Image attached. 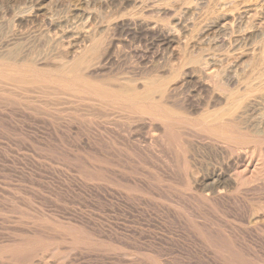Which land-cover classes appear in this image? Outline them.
<instances>
[{
	"label": "rangeland",
	"instance_id": "obj_1",
	"mask_svg": "<svg viewBox=\"0 0 264 264\" xmlns=\"http://www.w3.org/2000/svg\"><path fill=\"white\" fill-rule=\"evenodd\" d=\"M136 1L137 0H70V1L69 0H0V45H1L0 54L1 52H3L1 54L2 57L0 55V58H2L0 60V62H2V64H0L1 65L0 80L6 82L11 78L10 76H13L14 74L17 76V77L14 76L16 78H19V74H20L21 76L20 78L22 80H23L22 77H24V80L30 77L28 79L30 82L27 83L20 82L21 83L20 87L21 88L23 87V89L18 87L19 83L13 85L12 88L8 85L6 86L5 84H3V86L5 85L4 87L0 85V89L2 88L5 90L6 87L7 89L8 87L11 88L9 90H5L7 91L5 93L4 90H2L3 92L0 93V264H228V263L256 264L257 261H260L257 262V264H264V219H263L264 218V181H263L264 167H262L264 166V164L262 165V163H264L263 162L264 151H262L264 150V146H263L264 140L262 141L260 140V137L264 139V131H262L263 133L262 132L260 133L262 135L255 133L256 127L259 125L261 126V127L259 126L260 129L264 130V125L263 124L261 125V123H264V116H263L264 100L262 98L264 95V89L254 90L252 89V87L251 89L249 88L250 86H254L255 84L257 85V83L260 82V80L258 79L264 78L263 75L264 62L260 60V57H256L257 55L258 56L261 55V57L264 56V48H263L264 30L262 31L264 23H261L264 17V0H167L168 2L166 0H165L166 2L164 0H149V1L138 0L137 2ZM140 1L141 3L143 2L145 3L141 4L139 3ZM171 4H173V6ZM154 5L156 7L163 8L165 13H163L164 11H161L162 9L154 7ZM170 6H172L173 8ZM188 6H190V8ZM149 7L156 9H150ZM144 8H146V11ZM246 8L247 9L252 8L251 10L252 11L254 10L253 12L251 11V14H248L249 17L253 16L250 19L247 15L245 16L244 10H246ZM255 10L256 13L254 14ZM124 11L126 14L124 13ZM224 11L226 13H224ZM227 12H230L231 14ZM114 13H116V16ZM121 13L122 15H120ZM131 14H134V16L136 15V17L134 16L131 17ZM85 15H89L88 18ZM223 15L225 16L228 15V17L229 18L231 17L232 19L233 18L235 19V17H237L235 20L234 19L232 20L231 18L227 19L230 20V22L233 21V23L232 22L230 23L228 21L231 24L232 29L230 28L231 32L229 31L228 34L226 35L222 34L219 29V25L226 20L224 19V17L222 18ZM256 16L258 19L256 18ZM83 17H85L87 20ZM130 17L134 20L129 19ZM157 17H160L162 20ZM82 18L83 21L86 22L85 26L91 24L88 25L90 28L86 27L87 29L83 28L82 30V28L79 27V25L83 22ZM140 19H142V21L147 19V22H145L146 20L142 22ZM127 20L130 22L127 23L128 22ZM245 20H247L248 23L245 22ZM63 21L66 23L62 24ZM122 21H125L126 23L125 22L121 23ZM254 21L256 23H254ZM234 23L235 25H233ZM260 23L262 24V26L261 29L260 27L258 29V25ZM120 24L122 25L123 28L121 27ZM142 24L145 25L142 26ZM149 24L153 25V27H151ZM156 25H158V27ZM189 25H191V27ZM249 25L250 26L255 25V26L251 28ZM69 26H71L70 27L71 30H74L75 36L70 37V39L72 40L71 46L67 44L65 46L63 45L64 38L62 39V30L63 29L65 30V27L68 28ZM115 26L116 28H114ZM208 26L210 28H207ZM143 27L144 29L142 30ZM150 27L153 28L154 30L152 29L147 31L146 29ZM164 27H167V30ZM169 27L173 28V30L171 28L169 29ZM234 27H235V31H234ZM76 28H78V30ZM186 28L187 30H185ZM103 29L104 32L102 33ZM168 29L170 31H173L172 35L170 34L172 32H170ZM247 29L249 33H246ZM256 29L260 30V32L263 34H260V32L257 31ZM58 30H60V32ZM79 30L82 31V33L79 32ZM92 30L93 31L95 30V32L91 33ZM56 32L59 33L57 34ZM159 32L160 33L165 32V33L160 34ZM179 34L182 35L180 36ZM80 35L81 36L84 35L83 38H81ZM85 35L89 37H87L86 39ZM220 35H223V37ZM245 35L246 38H244ZM94 36L97 37L95 38ZM98 36L100 38H98ZM236 36L238 37V39L236 38ZM249 36H251V38L253 39L255 37L256 38L255 40L262 41L263 44L262 42H261L262 45L258 44L260 42L257 43L255 40H251V38L249 39ZM57 37H61L60 40L62 41V43ZM91 37L95 39L98 38V41L102 40V42H100L101 46L94 51L95 53L93 52L91 53L94 56V57L92 56V59H94V61L91 59L92 63L94 62L93 65L99 61L98 66L97 65H95V67L93 66L91 70L89 69L84 70V72H86L87 74H91L90 75L92 77L91 80H95L92 82L98 84V82L100 81L102 82L103 80V84L105 83L104 86L106 85V83H108L107 85H109L110 88L109 86L106 85L105 87L107 88L105 89L104 87L105 90H107L108 88L111 89L113 85H119L120 81L121 84H125L127 82L131 86L136 87L138 85L139 90L140 89L143 90L145 88L144 82H146V80L154 78L155 80L158 81L160 79L161 81L157 83L160 84L162 83L163 85L166 86L167 89H169L170 87L169 91H173V93L171 94H174L173 95L174 97H171L170 99L167 100L168 102L167 105L171 106L174 103L173 104L174 106L173 105L172 106L175 108V110L181 108L182 111H185L184 107H187L188 109L186 108V110H188V112L187 111L185 112H187V114L189 113L188 116L191 121L193 120V122L201 121L200 122L201 124L208 123L203 121L202 119L200 120L199 118V114L202 115L203 113H205V111L219 112V110L220 111L222 110L220 114L221 115H223V113L225 114L227 103L224 99L229 92L235 89L234 87L237 88L236 90L233 91L234 93H237V95L235 94L237 97H242L239 96V93L240 95L245 94L244 96H246L247 98L257 97L256 99L258 100L259 97L258 101H260L261 103L259 102L257 104L258 107L255 106L256 108L251 109L248 112V114L244 118H242L243 124L240 123L239 124L240 126L238 128V129H242L240 131L241 133L243 132L242 135L243 137H241L243 141L259 139L258 144L262 146L258 145V148L260 147L258 157L254 158L255 159L254 160L253 156L251 155L249 156V154H247L248 157L246 158L245 156L243 157V159L245 158L244 160L246 162L245 163L243 160L240 161L238 157H235L236 155L238 156V154L236 153L231 154L227 144H223L218 141L216 142V140L213 137L211 138L210 135L204 132L196 133L193 130H191L190 132L186 130L188 134L182 133L179 130L180 124L177 123L178 124L177 125L176 123H173V125L171 126L170 122H167L166 119L165 120L163 119L164 115L163 116L159 115L160 116L159 118H153L151 116L149 118V116H147L146 114L141 115V113L138 112H134L137 114H133V112H131L128 108H125L124 106L122 107L121 106L122 103L119 102L118 100L115 103L109 102L111 106L108 105L109 108L108 107L106 108L107 105L106 104L104 105L101 102V100H99L100 98H97L98 96H95L96 95L95 93L93 94L92 92H89L88 89L84 88L83 90L86 92H83L82 89L79 90V89L71 88V86H69V88L72 89L71 91L68 90L67 81L62 82L59 80H55V83L57 82L55 85L53 79L54 78L56 79V75L53 74L54 72L53 73L50 72H52L51 70H54L56 66L59 64L57 62H59L61 58L70 60L71 57L69 58L68 53L72 50H76L79 44L81 45H79L78 47L82 46L83 43H86L87 41H89L88 44H90ZM105 37H107V39ZM177 37L178 39H180L179 37L182 38L178 40ZM183 37L186 39V41ZM49 38L50 39L52 38L53 40L52 39L49 40ZM56 38L60 41L58 44L54 43L56 41L58 42ZM79 38L81 39V41ZM161 38L163 40H161ZM232 38H234L235 40ZM239 38L241 40H239ZM44 39H46L47 42L44 41ZM82 39H85V41ZM168 40H170L169 41L170 43H168ZM174 40H177V42ZM207 40L210 42H208ZM104 41H106L105 44H103ZM76 42H81V43L77 44ZM250 42L251 43L254 42V43L251 44ZM60 43L62 44L61 47H60ZM73 43L75 46H72ZM247 43L251 44L252 47H249L251 45H248ZM53 44L56 46H54ZM175 44L178 45L176 46ZM220 44L223 47L220 46ZM179 45L181 46V48ZM3 46L5 48H3ZM127 46H129L128 47L129 49L127 48ZM260 46H263L262 49ZM112 47H115L116 49L115 48L112 49ZM177 47L178 49L180 48L181 51L178 50ZM56 48L59 50H56ZM206 48L208 51H206ZM54 49L57 52L56 53L57 56L56 54H54L55 52ZM250 49H252L253 52ZM258 49H261L260 52L258 51ZM61 50L63 52L65 51L68 56L65 55L64 52L61 57L59 54L61 53ZM111 50L113 51L115 50V51L113 52ZM248 50H250L253 54ZM200 51L201 53L199 54ZM241 51L242 53L243 52L244 53L242 54ZM246 51H248V53ZM255 51L261 54H257ZM261 51H263V53ZM4 52L6 53L4 54ZM13 52L16 53V54L14 53L15 56ZM100 52H102L103 55ZM112 52L117 54L116 59L112 58L113 56L115 57V55L112 54ZM164 52L166 53V55ZM194 52L196 54H194ZM7 53H9L10 55H8ZM185 53L189 54L188 58H187V54L185 55ZM250 53L252 55H255L252 56V60H250L251 59ZM95 54L98 55L100 58L101 56L102 58H104L102 64H100L102 58L100 60L99 57L98 56L96 57ZM107 54L109 56L113 55L111 57L112 60L107 61L105 59V57H108ZM182 54L183 57H181ZM244 54L246 56L248 54V56L246 57ZM104 55L106 56L104 57ZM159 55H161L162 57ZM207 55L208 58H206ZM11 56L12 58L11 60H9ZM55 56L57 57V59H59L58 56H60L61 58L59 60L57 59L54 60L53 58ZM178 56L180 57L178 58ZM5 58L8 59L7 61L9 62H7ZM20 58L22 61L20 60ZM32 58L33 60L30 61V59ZM172 58L175 60H173ZM185 58L187 59L185 60ZM196 58L201 59L200 61L203 62L205 58L208 59L207 60L208 62L205 61L207 62V64H204L205 67L204 69L208 71H205L204 69L200 70L198 67H196L197 63H194V60ZM247 58L251 62L245 60ZM51 59H53L56 63L52 62L53 60L49 61ZM113 59H115L116 62H114ZM17 60L19 62L21 61L20 65ZM36 60L37 61L39 60L38 62L40 61L41 62L38 63ZM211 60L212 61L214 60L217 64L215 62H213L214 63L213 64ZM241 60H243L244 62ZM256 60L258 62H256ZM10 61H12L11 64L13 63V61L18 62L17 70L20 71L21 73L12 72L14 70L12 69L11 66L9 67ZM132 61H134L136 65ZM162 61L164 62V64L162 63ZM3 62L4 63L7 62V63L4 64ZM32 62L33 63L37 62V63L33 64ZM129 62L131 63V65ZM259 62L262 64H260ZM244 63L245 64L248 63V65L251 66L248 65L244 66ZM251 63L255 64L256 66H258L259 64L260 65L257 68L255 67V65L253 66ZM39 64H41V66ZM165 64L169 65V66L167 65L168 68L166 67ZM186 64L188 66L185 67ZM224 64L225 67L227 66V68L224 67ZM240 64L244 67L246 66L247 67L245 69L244 67H242L241 69ZM34 65H38V67L40 66L39 67L40 70L37 66H35L36 67L35 68ZM170 65L171 66L173 65L172 66L173 69H171ZM205 65H207L208 68ZM222 65L223 68L225 69H222ZM137 66L139 67L140 70L137 69L138 68ZM176 66L177 68H175ZM180 66H182L183 68ZM211 67L212 68L216 67L215 69L216 72L212 70ZM251 67H253V69ZM254 67L256 68L255 73H254V69H255ZM34 68L36 69L37 72H35ZM141 68L144 69L146 73H144ZM145 68L147 71L145 70ZM27 69H29V72L31 73H29ZM168 69L169 70L171 69V71L174 70L173 73L168 72ZM226 69L228 70L231 69V70L229 72ZM246 69L252 75H250V73L245 71ZM48 70L50 71L47 72ZM187 70L189 73L186 72ZM222 70L223 73H221ZM2 71L4 73H1ZM224 71L226 72L227 76L224 74ZM231 71L233 74L231 73ZM259 71H261V74ZM161 72H163L164 74H162ZM211 72L213 74L215 72L216 73L215 76L216 77L218 76V78H215ZM241 72H243L242 75L243 74L246 75L245 74L246 72L249 74L246 75L248 76L247 78L246 76L243 75L246 78V80H244V77L240 75ZM10 73L12 74L14 73V74L12 75ZM195 73L197 74V76ZM208 73H210V75L212 76L208 75ZM236 73L237 74L239 73L240 76L239 75L237 76ZM25 74L28 77H26ZM33 74L34 76H32ZM93 74L94 76L99 75V77L102 79H100L97 76L94 77ZM259 74L263 75V77L260 78ZM40 75L42 77H40ZM47 75L49 77L46 78L45 76ZM160 75L162 78L158 77ZM232 75L235 76L236 79L234 82H229L230 77ZM257 75H259L258 78ZM182 76H185V80L187 79L189 80V81L187 80L189 85L187 81L185 82ZM253 76H255L254 78H256L255 82L253 81L252 78ZM93 77L95 79H93ZM157 77L159 79H157ZM210 77L211 79L215 80L217 83L219 80L223 78L220 82L221 85H218L219 83L217 84L215 81L213 83L211 79L207 81V78ZM219 77H221V79ZM108 78H110L109 81ZM139 78H141L140 80L142 79H146V80L145 81L142 80L143 83L141 81L136 82L137 80H139ZM192 78L193 79L199 78L196 79L199 80L198 82H196L197 84L195 82H193L192 84V81H195V79L193 80ZM241 78H243L244 81L240 80ZM249 79L253 81L252 83L254 84L251 85V82L248 83L250 81ZM104 80H106V82ZM224 80L225 82L228 80V82L225 83L226 85L227 83L229 84L227 85L228 87L230 86L229 88L227 87L228 89L224 84ZM240 81H242L241 85H240ZM134 82L136 83L134 84ZM43 83L46 85H44ZM177 83L178 86H176ZM242 83L243 85L248 84V86L250 84V86L249 87L247 85H246L247 87L243 86ZM111 84L113 85L111 86ZM140 84L141 85L144 84L142 85L143 87ZM199 84L202 86H200ZM16 85L18 88L16 87ZM41 85H44L45 87L44 86L41 87ZM194 85L196 87H193ZM217 85L220 91L217 90L218 88L215 90L218 92L214 90V88L217 87ZM222 85L225 86L223 87ZM25 86H27L28 88ZM204 86H206L208 89H205L206 87ZM34 87H36L38 92H36L37 90ZM210 87H212V89ZM231 87H233L234 89ZM241 87L242 88L245 87L247 89L245 88L242 89ZM196 88H198V91H196ZM224 88L226 90V93L228 92L227 94L224 93L225 91ZM202 89L206 92L210 90L208 94L206 93L207 96L205 98L204 96L206 94ZM24 91L29 92V95L31 96H29L28 93L27 92L25 93ZM63 92H65L66 94ZM175 92H177V94H175ZM193 92H195V94ZM90 93L92 96L90 95ZM200 93L201 95H199ZM247 93L248 94L252 93V95H248ZM17 94L19 95V97ZM58 94L61 95L59 96ZM196 94H198L200 98ZM213 94L220 99V101L218 99L219 102L217 101V99L215 101L216 97L214 98ZM217 94L218 95L222 94V95L218 96ZM74 96L76 97L74 98ZM83 96H86L91 100L86 101L87 98ZM182 96H184L185 98ZM52 97L55 99V101L53 100ZM57 97L58 99H56ZM62 97L64 99H61ZM80 97L81 98L83 97L82 101ZM95 97L97 100L96 99L93 100V98ZM194 97L197 99H195ZM176 98H179V101L180 99L182 101L179 102L177 101L178 99ZM203 98L206 100H204ZM211 98H214L213 99L214 101ZM199 99L202 100V102ZM56 100L58 102L59 101L63 102L64 100H67L68 102L65 101L66 103L65 102L58 103ZM223 100L225 102H222ZM95 101L96 103L99 104H96ZM187 101H189L190 104ZM214 103L215 104L219 103L221 106L217 104L218 106L217 107ZM94 104H96V106H94ZM187 104L188 106H185ZM100 105L103 106L100 108ZM144 105H145L144 110L149 113L158 112L159 114H161V112L164 111V109L160 107L155 108L156 106H152L149 104H144ZM146 105L147 106L149 105L150 108H152L153 110L148 108L149 106L147 107ZM212 106H214L213 107L214 109L212 108ZM117 107L118 108L121 107L119 108L121 109V111ZM95 108H97V110ZM195 109H197V112ZM191 110H195V111H191ZM253 110H255L256 113H258V110L259 111L262 110V111L259 112L258 115L255 114L257 116L254 118L255 111ZM130 112L133 115H131ZM193 112H195L194 114H196L195 115L196 117L194 116V114H192ZM251 114L253 115V119L251 117L252 116ZM134 115H137L138 117L141 115L142 120L140 118L138 119L137 116ZM134 117H136L135 119L137 121H135ZM165 117L167 118V116ZM224 117L228 118V116L226 115H224ZM259 118H261V121ZM246 121H247V125H246ZM253 123L255 125L256 124L258 125L255 126ZM244 124L247 127L250 125L248 129H244L247 128ZM208 125L209 123L204 126H208ZM225 125L228 126L224 128ZM151 126L153 127L151 128ZM233 126L234 125L227 123L219 124V126H217L218 127L217 130L223 134L229 133L228 135H234L235 134L234 130H237L236 135L240 134L239 133L240 131ZM229 127L231 128V131ZM251 127L252 128L254 127L252 131H251L252 129ZM164 128L166 132L164 131ZM159 130L161 131V133ZM163 133L165 135L161 136V134ZM197 134H199L202 137V139L201 138L199 139V136ZM246 134L247 135L249 134L248 136L250 137H247ZM251 134H253L254 136ZM186 135L188 136L189 139L191 138L193 140L191 139L189 140L186 137ZM194 137L197 140L196 139L194 140ZM237 138L240 139L239 135ZM180 139L182 140V142L180 141ZM184 140L185 141L189 140V141L185 142L186 144H184ZM216 143L218 144L216 145ZM211 145H213L214 147H212ZM217 147L219 148L217 149ZM221 152L222 153L225 152L226 154L229 152V154H227L228 157L226 156L225 153L222 154ZM232 155L234 159H232L233 157L231 158L229 157ZM179 156L182 158H180ZM249 157L253 161H250ZM223 158L225 162L223 161ZM236 158L238 159L236 160ZM228 159H229V163L227 162ZM238 161H240L242 165L241 163H238ZM208 163L210 165H213L214 163V165L210 166ZM203 164H205V166ZM232 166L234 167L232 168ZM223 168L224 171H221L223 170ZM232 170L235 172H233ZM239 170H241L242 173ZM246 171L248 172L251 171V172L247 173ZM194 172L198 175H196ZM228 172L231 175H229ZM245 172L247 173V176ZM193 173L196 176H194ZM238 174H239V178H238ZM249 174L251 177L248 176ZM193 176L194 178L198 176V178H195L194 180ZM199 176L201 178H199ZM227 176H229L230 178ZM234 176H237V180L239 179V181H241L240 184L238 183L239 181L234 182L235 181L234 179L236 178V177L234 178ZM243 176L248 177V179L250 177L249 179L250 181L247 180L246 177L244 178ZM253 177H255L256 179H254ZM261 177L262 180L260 181ZM231 179H233L232 184L230 183V181H232ZM223 180L225 182L226 180H228L230 184L227 182L224 184ZM200 182H203V185ZM242 182L243 183L247 182V183L243 185ZM199 183L201 185H199ZM245 185H247L248 187ZM219 187L221 188V190ZM207 188L210 189L209 192ZM223 188H225L224 190L226 191V193L223 190ZM215 189L217 190V192H214ZM81 231L84 232L85 235L81 233ZM74 232L75 234H73ZM79 234L80 236L78 237ZM48 243L49 245L47 246ZM44 252L46 254H44ZM52 252L55 253L53 256H51ZM26 254H29L30 256ZM17 257L19 259H17ZM44 259L45 261L46 260L47 261L46 262L43 261ZM253 260H255V262Z\"/></svg>",
	"mask_w": 264,
	"mask_h": 264
},
{
	"label": "bare ground",
	"instance_id": "obj_2",
	"mask_svg": "<svg viewBox=\"0 0 264 264\" xmlns=\"http://www.w3.org/2000/svg\"><path fill=\"white\" fill-rule=\"evenodd\" d=\"M69 1H70V0H69ZM137 1H138V0H137ZM137 1H136V2H137ZM148 1H149V0H148ZM164 1H165V0H164ZM166 1H167V0H166ZM166 1H165V2H166ZM67 2H68V1H67ZM142 2H143V1H142ZM151 2H152V1H151ZM154 2H156V1H154ZM167 2H168V1H167ZM173 2H174V1H173ZM139 3H141V1H140ZM144 3H145V2H143V3H141V4H144ZM146 3H147V2H146ZM157 3H158V2H157ZM161 3H164V2H161ZM169 3H170V2H169ZM149 4H150V3H149ZM149 4H148V5H149ZM173 4H174V3H173ZM173 4H171V5L173 6ZM135 5H136V4H135ZM163 5H164V4H163ZM189 5H190V4H189ZM251 5H252V4H251ZM144 6H146V5H144ZM166 6H167V5H166ZM172 6H170V7H172ZM249 6H250V5H249ZM254 6H255V5H254ZM142 7H143V6H142ZM142 7H141V8H142ZM152 7H153V6H152ZM152 7H149V8H150V9L160 8V7H156L155 5H154V7H156V8H152ZM188 7L190 8V6H188ZM226 7H228V6H226ZM141 8H140V9H141ZM146 8H147V7H146ZM146 8H144L145 11H146ZM149 8H148V9H149ZM172 8H173V7H172ZM20 9H21V8H20ZM148 9H147V10H148ZM160 9H162L161 11H164L163 8H160ZM169 9H170V8H169ZM184 9H185V8H184ZM222 9H223V8H222ZM228 9H229V8H228ZM251 9H252V8H250V9H249V8H248V9L246 8V10L243 9V10L245 11V16H246V15L248 16V14H251V11H252ZM255 9H256V7H255ZM257 9H258V7H257ZM88 10H89V9H88ZM130 10H131V9H130ZM142 10H143V9H142ZM166 10H167V9H166ZM175 10H176V9H175ZM225 10H226V9H225ZM231 10H232V9H231ZM92 11H93V9H92ZM92 11H91V12H92ZM96 11H97V10H96ZM126 11H127V10H126ZM152 11H153V10H152ZM155 11H156V10H155ZM157 11H158V9H157ZM159 11H160V10H159ZM187 11H188V10H187ZM240 11H242V10H240ZM253 11H254V10H253ZM253 11H252V12H253ZM258 11H259V10H258ZM22 12H23V11H22ZM85 12H86V11H85ZM85 12H84V13H85ZM97 12H98V11H97ZM97 12H96V13H97ZM120 12H121V11H120ZM130 12H131V11H130ZM140 12H141V10H140ZM169 12H170V11H169ZM175 12H176V11H175ZM220 12H221V11H220ZM222 12H223V11H222ZM260 12H261V11H260ZM89 13H90V12H89ZM110 13H111V12H110ZM124 13H125V11H124ZM127 13H128V12H127ZM143 13H144V11H143ZM143 13H142V14H143ZM150 13H151V12H150ZM160 13H161V12H160ZM163 13H165V11H164ZM183 13H184V12H183ZM224 13H226V12L224 11ZM227 13H230V12H227ZM232 13H233V12H232ZM255 13H256V10H255L254 14H255ZM258 13H259V12H258ZM20 14H21V13H20ZM114 14H115V16H116V13H114ZM125 14H126V13H125ZM136 14H137V13H136ZM175 14H176V13H175ZM181 14H182V13H181ZM184 14H185V13H184ZM186 14H187V13H186ZM188 14H189V13H188ZM230 14H231V13H230ZM233 14H234V13H233ZM239 14H240V13H239ZM242 14H243V13H242ZM260 14H261V13H260ZM260 14H259V15H260ZM81 15H82V13H81ZM95 15H96V14H95ZM120 15H122V13H121ZM143 15H144V14H143ZM163 15H164V14H163ZM168 15H169V14H168ZM220 15H221V14H220ZM220 15H219V16H220ZM228 15H229V14H228ZM228 15H227V16L223 15L222 18L224 17V19H226V20H227V19H230L231 17L229 18ZM252 15H253V14H252ZM261 15H262V14H261ZM78 16H79V15H78ZM83 16H84V14H83ZM85 16H87V18H88L89 15H85ZM113 16H114V15H113ZM132 16H134V14H131V17H132ZM148 16H149V15H148ZM159 16H160V15H159ZM161 16H162V15H161ZM182 16H183V15H182ZM217 16H218V15H217ZM230 16H231V15H230ZM236 16H237V15H236ZM243 16H244V15H243ZM257 16H258V15H257ZM257 16H256V18H257ZM96 17H97V16H96ZM111 17H112V16H111ZM131 17H130L129 19H132ZM134 17H136V15H135ZM149 17H150V16H149ZM155 17H156V15H155ZM162 17H163V16H162ZM164 17H165V16H164ZM168 17H169V16H168ZM226 17H227V18H226ZM233 17H235V16H233ZM240 17H241V16H240ZM248 17H249V16H248ZM252 17H253V16H252ZM252 17L250 16L249 19L252 18ZM258 17H259V16H258ZM24 18H25V16H24ZM78 18H79V17H78ZM83 18H85V17H83ZM83 18H82V21H83ZM99 18H100V17H99ZM157 18L161 19L160 17H157ZM157 18H156V19H157ZM186 18H187V17H186ZM236 18H237V17H235V19H236ZM85 19H86V18H85ZM85 19H84V20H85ZM96 19H97V18H96ZM110 19H111V18H110ZM129 19H128V20H129ZM164 19H165V18H164ZM220 19H221V18H220ZM220 19H219V20H220ZM231 19H232V18H231ZM233 19H234V18H233ZM233 19H232V20H233ZM235 19H234V20H235ZM246 19H247V18H246ZM257 19H258V18H257ZM259 19H260V18H259ZM80 20H81V19H80ZM86 20H87V19H86ZM99 20H100V19H99ZM128 20H127V21H128ZM132 20H134V19H132ZM132 20H131V21H132ZM136 20H137V19H136ZM140 20L142 21V19H140ZM145 20H146V21H145ZM145 20H143V21L147 22V19H145ZM157 20H158V19H157ZM161 20H162V19H161ZM182 20H183V19H182ZM186 20H187V19H186ZM217 20H218V19H217ZM226 20H225L223 23H221V24H220L221 21L219 22V24H220V25H219V29H220L221 33L224 34V35L228 34V32L230 31V28H231V24H230V23H231V22L233 23V21L230 22V20H227V21H226ZM238 20H240V19H238ZM247 20H248V19H247ZM247 20H245V22H247ZM262 20L264 21V17H263ZM92 21H93V19H92ZM125 21H126V20H125ZM125 21H122L121 23H124ZM143 21H142V22H143ZM159 21H160V20H159ZM214 21H215V20H214ZM222 21H223V20H222ZM228 21H229L230 23H229ZM255 21H256V20H255ZM255 21H254V23H256ZM263 21H262L261 23H264ZM78 22H79V21H78ZM101 22H102V20H101ZM129 22H130V21H128L127 23H129ZM134 22H135V21H134ZM138 22H140V21H138ZM145 22H144V23H145ZM149 22H150V21H149ZM211 22H212V21H211ZM241 22H242V21H241ZM55 23H56V21H55ZM63 23H66V22L63 21L62 24H63ZM68 23H69V22H68ZM73 23H74V22H73ZM92 23H93V22H92ZM104 23H105V22H104ZM125 23H126V22H125ZM132 23H133V22H132ZM153 23H154V22H153ZM171 23H172V22H171ZM171 23H170V24H171ZM183 23H185V22H183ZM237 23H238V22H237ZM239 23H240V22H239ZM243 23H244V21H243ZM247 23H248V22H247ZM247 23H246V24H247ZM258 23H259V22H258ZM261 23H260V24H261ZM52 24H53V23H52ZM58 24H59V23H58ZM78 24H79V23H78ZM85 24H86V22L83 21V22L79 25V27H81L82 30H83V28L87 29L86 27L90 28L88 25H91V24H88L87 26H85ZM130 24H131V23H130ZM138 24H139V23H138ZM145 24H146V23H145ZM145 24H142V26L145 25ZM165 24H166V23H165ZM176 24H177V22H176ZM214 24H215V23H214ZM252 24H253V22H252ZM260 24H259V25H260ZM66 25H67V24H66ZM66 25H65V26H66ZM68 25H69V24H68ZM70 25H71V24H70ZM72 25H73V24H72ZM74 25H75V24H74ZM93 25H94V24H93ZM120 25H121V24H120ZM128 25H129V24H128ZM133 25H134V24H133ZM147 25H148V24H147ZM149 25H150V24H149ZM174 25H175V23H174ZM208 25H209V24H208ZM210 25H211V23H210ZM233 25H235V23H234ZM247 25H248V24H247ZM247 25H246V27H247ZM255 25H256V24H255ZM255 25H252V26L249 25V26L252 28V27L255 26ZM257 25H258V24H257ZM259 25H258V29H259V27H260V29H261L262 24H261L260 26H259ZM61 26H62V25H61ZM104 26H105V25H104ZM107 26H108V25H107ZM116 26H117V25H116ZM116 26H115L114 28H116ZM140 26H141V24H140ZM150 26L153 27V25H150ZM154 26H155V25H154ZM156 26L158 27V25H156ZM161 26H162V25H161ZM168 26H169V25H168ZM171 26H172V25H171ZM179 26H180V25H179ZM189 26L191 27V25H189ZM195 26H196V24H195ZM213 26H214V25H213ZM239 26H240V25H239ZM249 26H248V27H249ZM70 27H71V26H69L68 28L65 27V30H64V29L62 30V39L64 38V39H63V40H64V41H63V42H64L63 45H65V46H66V44L71 46V43H72L71 41H72V40L70 39V37L75 36V34H74V30H71ZM73 27H74V26H73ZM75 27H76V26H75ZM77 27H78V26H77ZM79 27H78V28H79ZM99 27H100V25H99ZM121 27H122V25H121ZM125 27H126V26H125ZM127 27H129V26H127ZM135 27H136V26H135ZM151 27L148 28V29H146V30H147V31H148V30H152L153 28H151ZM174 27H175V26H174ZM177 27H178V26H177ZM55 28H56V27H55ZM78 28H76V29L78 30ZM91 28H92V27H91ZM105 28H106V27H105ZM109 28H110V27H109ZM122 28H123V27H122ZM145 28H146V26H145ZM155 28H156V27H155ZM164 28L167 30V27H164ZM164 28H163V29H164ZM170 28H171V27H169V29H170ZM178 28H179V27H178ZM192 28H193V27H192ZM207 28H210V27L208 26ZM211 28H212V27H211ZM240 28H241V27H240ZM242 28H243V26H242ZM263 28H264V24H263ZM263 28H262V31L264 30ZM67 29H70V30H67ZM95 29H96V28H95ZM97 29H98V28H97ZM127 29H128V28H127ZM143 29H144V27L142 28V30H143ZM156 29H157V28H156ZM165 29H164V30H165ZM169 29H168V30H169ZM171 29L173 30V28H171ZM176 29H177V28H176ZM231 29H232V28H231ZM248 29H250V28H248ZM248 29H247V32H246V33H249V32H248ZM89 30H90V29H89ZM105 30H106V29H105ZM108 30H110V29H108ZM140 30H141V29H140ZM140 30H139V31H140ZM153 30H154V29H153ZM160 30H162V29H160ZM178 30H179V29H178ZM182 30H183V29H182ZM185 30H187V28H186ZM194 30H195V28H194ZM204 30H205V29H204ZM216 30H218V29H216ZM216 30H215V31H216ZM242 30H243V29H242ZM256 30H257V29H256ZM51 31H52V30H51ZM58 31L60 32V30H58ZM75 31H76V30H75ZM85 31H87V30H85ZM92 31H93V30H92ZM92 31H91V33H94V32H95V30H94L93 32H92ZM158 31H159V29H158ZM169 31H170V30H169ZM169 31H168V32H169ZM207 31H208V30H207ZM207 31H206V32H207ZM234 31H235V27H234ZM252 31H253V30H252ZM257 31L260 32V30H257ZM54 32H55V31H54ZM59 32H58V33H59ZM79 32L82 33V31H80V30H79ZM83 32H84V31H83ZM97 32H98V31H97ZM99 32H100V31H99ZM103 32H104V29H103L102 33H103ZM106 32H107V31H106ZM106 32H105V33H106ZM120 32H121V30H120ZM142 32H143V31H142ZM153 32H154V31H153ZM170 32H172V33H170V34L172 35V34H173V31H170ZM182 32H183V31H182ZM192 32H193V31H192ZM203 32H204V31H203ZM210 32H211V31H210ZM230 32H231V31H230ZM232 32H233V30H232ZM56 33H57V32H56ZM58 33H57V34H58ZM81 33H80V34H81ZM102 33H101V34H102ZM118 33H119V32H118ZM149 33H150V32H149ZM159 33H160V32H159ZM161 33L164 34L165 32H161ZM161 33H160V34H161ZM187 33H188V32H187ZM215 33H216V32H215ZM236 33H237V32H236ZM238 33H239V32H238ZM243 33H244V32H243ZM54 34H55V33H54ZM78 34H79V33H78ZM83 34H84V33H83ZM89 34H90V32H89ZM89 34H87V35H89ZM99 34H100V33H99ZM112 34H113V33H112ZM138 34H140V33H138ZM151 34H152V32H151ZM167 34H168V33H167ZM183 34H184V33H183ZM205 34H206V33H205ZM217 34H218V33H217ZM229 34H230V33H229ZM260 34H263V33L260 32ZM91 35H92V34H91ZM93 35H94V34H93ZM97 35H98V33H97ZM107 35H108V34H107ZM165 35H166V34H165ZM168 35H169V34H168ZM168 35H167V36H168ZM179 35L181 36L182 34H179ZM188 35H189V34H188ZM203 35H204V34H203ZM242 35H243V34H242ZM246 35H247V34H246ZM246 35H245V37H244V36H243V37L246 38ZM253 35H254V34H253ZM263 35H264V34H263ZM49 36H50V35H49ZM53 36H54V35H53ZM77 36H78V35H77ZM83 36H84V35H83ZM83 36L80 35L81 38H83ZM105 36H106V34H105ZM110 36H111V35H110ZM158 36H159V35H158ZM162 36H164V35H162ZM173 36H174V35H173ZM177 36H178V35H177ZM186 36H187V35H186ZM196 36H197V35H196ZM220 36L223 37V35H220ZM47 37H48V36H47ZM51 37H52V36H51ZM85 37H86V39H87V37H89V36H86V35H85ZM94 37H95V36H94ZM96 37H97V36H96ZM96 37H95V38H96ZM111 37H112V36H111ZM131 37H132V36H131ZM153 37H154V36H153ZM160 37H161V36H160ZM201 37H202V36H201ZM206 37H207V36H206ZM206 37H205V38H206ZM222 37H221V38H222ZM253 37H254V36H253ZM257 37H258V36H257ZM263 37H264V36H263ZM53 38H54V37H53ZM57 38H59V40L61 39V37H57ZM57 38H56V40H58ZM65 38H66V39H65ZM95 38H92V37H91L90 44H88L89 41H87L86 43H83V45L80 46V47H78V46L81 45V44H79L78 46L76 45L78 49L76 48V50H72V51H70V52H69L70 54L68 53L69 58L71 57L70 60H69V59H65V58H61L62 55H63V53L65 52V51L63 52L62 50H61V53H59L61 57L58 56L59 59L61 58V60L57 59V57H56V56H57V54H56V53H57L56 50H59L60 47L62 46V44H61L62 41L60 40V41H61V43H60V47H59V49H57V48H56V50L54 49V51H55L54 54H56V56L53 58L54 60H55V59L59 60V62H57V63H59V64L56 66V68H55L54 70H51L52 72H50V73H53V72H54L53 74L56 75V79H55V78L53 79L55 85H56V83H57V82L55 83V80H59V81H62V82H66V81H67V84H68V86H67V87H68V90H71V91H72L71 88H75V89H79V90H81V89L83 90L84 88H85V89H88L89 92H92L93 94L95 93V94H96L95 96H98L97 98H100L99 100H101V102H102L104 105H105V104L107 105L106 108L108 107V105H110L109 102L115 103V102L118 100L119 102L122 103V105H121L122 107L124 106L125 108H128L131 112H133V114H137V113H134V112H138V113H141V115L146 114L147 116H149V118H150V116L153 117V118H159V117H160L159 115H162V116L164 115V116H163V119H164V120L166 119L167 122H170V123H171V126L173 125V123H176V124L178 123V124H180V125H179V128H180V129H179V128H178V129H179L182 133H187L186 130H188V132H190L191 130H193V131L196 132V133H197V132H200V133H201V132H204V133H207L208 135H210L211 138L213 137V138L216 140V142L218 141V142H220V143L227 144V145H228V149L230 150L231 154H233V153L238 154V156L236 155L235 157H238V158L240 159V161H242V160L244 161L245 158L248 157L247 154H249V156H250V155L253 156V159L256 158V157H258V155H259V148H260V147L258 148V145H260V144H258V140H259V139H258V140L256 139V140H250V141H243V140L241 139V137H243V136H242V135H243V132L241 133V131H240V130H242V129H238V128H239V126H240L239 124L242 123V121H243L242 118H244V117L248 114V112H249L251 109L256 108L255 106H257V104L260 102V101H258V100H259V97H258V100L256 99L257 97H256V98H255V97H251V98L249 97V98H247L246 96H244L245 94H241V95H240V93H239V96H242V97H237V96H236L237 93H234V92H233L234 90L237 89V88L234 87V86H233V87H234L235 89H234L233 87H231V88H233L234 90L231 91V92H229V93L227 92L228 94L226 93L225 88H224L225 91L222 89V90L224 91V93L227 94V95L225 94L226 96H225V99H224V100L226 101V103H227V104H226V105H227V108L225 109V114H224V113H223V115L220 114V112H221L222 110H221V111L219 110V112H213V111H212V112H206V111H205V113H203L202 115H200V114L198 113V114H199V118H200V120L202 119L203 121L209 123V125H208L209 127H208V126H204V125H206V124H208V123H205V124L203 123V124H204V125H203V124L200 123L201 121H200V122H197V121L193 122V120H192V121L190 120V118H189V116H188L189 113L187 114L188 110H186L187 107H184L185 111H187V112H185V111H182L181 108H180L181 110H180V109L175 110V108L173 107V106H174V105H173L174 103L172 104L173 106L171 105L172 107L167 105V103H168L167 100L170 99L171 97H174V96H173L174 94H171V93H173V91H169L170 87H169V89H167L166 86L163 85L162 83H161V84H160V83H157V82L161 81V80L158 78V77H161V75L157 77V79H159L158 81L155 80L154 78H151V79H149V80L142 79V80H144V81L146 80V82H144V84H145V88H144V89L142 88L143 90H141V89L139 90L138 85L136 86V87H138V88H136L135 86H131V85L128 84L127 82H126L125 84H121V81L119 82V83H120L119 85H113V84H111V86L113 85V86L111 87V89H109L110 86L107 85L108 83H106V85L109 86V88H108L109 90H108V89L105 90L107 87H105L106 85L104 86L105 83L103 84V80H102V82H101V81L98 82V84L102 83L103 85H102V84L98 85V84L92 82V81H95V80H91V79H92V77L90 76L91 74H87L86 72H84V70H86V69L91 70V68H92L93 66H94V67H95V65L98 66L99 61L96 62V64L93 65L94 62L92 63V60L94 61V59H92L93 54H91V53H92V52L95 53L94 51L97 50V49L101 46V45H100V44H101L100 42H102V40H101V41H98V38H100L99 36H98L97 39H95ZM105 38L107 39V37H105ZM117 38H118V37H117ZM129 38H130V37H129ZM143 38H144V37H143ZM149 38H150V37H149ZM164 38H166V37H164ZM169 38H171V37H169ZM169 38H167V39H169ZM173 38H174V37H173ZM179 38L181 39L182 37H179ZM183 38H184V37H183ZM194 38H196V37H194ZM207 38H208V37H207ZM209 38H210V37H209ZM214 38H216V37H214ZM234 38H235V37H234ZM234 38H232V39H234ZM236 38L238 39L237 36H236ZM250 38H251V36H249V39H250ZM42 39H43V38H42ZM46 39H47V38H46ZM46 39H44V41L47 42ZM51 39H52V38H51ZM51 39L49 38V40H51ZM75 39H76V38H75ZM79 39H80V38H79ZM154 39H155V38H154ZM174 39H175V38H174ZM177 39H178V37H177ZM180 39H178V40H180ZM184 39H185V38H184ZM189 39H190V38H189ZM230 39H231V38H230ZM247 39H248V38H247ZM247 39H246V40H247ZM255 39H256L255 37H254V39L251 38V40H255ZM7 40H8V39H7ZM52 40H53V39H52ZM56 40H55V41H56ZM59 40H58V42H57V41H56V42L53 41V42L56 43V44H58V43L60 42ZM82 40L85 41V39H82ZM103 40H104V39H103ZM161 40H163V39L161 38ZM217 40H218V39H217ZM221 40H222V39H221ZM224 40H225V39H224ZM234 40H235V39H234ZM239 40H241V39L239 38ZM239 40H238V41H239ZM242 40H243V39H242ZM14 41H15V40H14ZM80 41H81V39H80ZM84 41H82V42H84ZM111 41H113V40H111ZM125 41H126V40H125ZM164 41H167V40H164ZM169 41H170V40H168V43H170ZM174 41L177 42V40H174ZM185 41H186V39H185ZM189 41H190V40H189ZM189 41H188V42H189ZM203 41H204V40H203ZM207 41H208V40H207ZM230 41H231V40H230ZM230 41H229V42H230ZM238 41H236V42H238ZM249 41H250V40H249ZM249 41H248V43H249ZM255 41H256L257 43L260 42V43H258V44H261V42H262V41H257V40H255ZM105 42H106V41H104L103 44H105ZM114 42H115V41H114ZM121 42H123V41H121ZM128 42H129V41H128ZM142 42H143V41H142ZM155 42H156V41H155ZM179 42H180V41H179ZM181 42H182V41H181ZM188 42H187V45H188ZM205 42H206V41H205ZM208 42H210V41H208ZM208 42H207V43H208ZM212 42H213V41H212ZM216 42H217V41H216ZM219 42H220V41H219ZM263 42H264V41H263ZM263 42H262V44H263ZM76 43L78 44V43H81V42H76ZM109 43H110V40H109ZM109 43H108V44H109ZM116 43H117V42H116ZM124 43H125V42H124ZM124 43H123V44H124ZM129 43H130V42H129ZM129 43H128V44H129ZM131 43H132V42H131ZM140 43H141V42H140ZM168 43H167V44H168ZM183 43H184V41H183ZM193 43H194V42H193ZM207 43H206V44H207ZM217 43H218V42H217ZM221 43H222V42H221ZM240 43H241V42H240ZM248 43H247V44H248ZM250 43H251V42H250ZM253 43H254V42H252L251 44H253ZM2 44H3V42H2ZM7 44H8V43H7ZM7 44H6V45H7ZM48 44H49V43H48ZM48 44H47V45H48ZM112 44H113V43H112ZM119 44H120V43H119ZM145 44H146V43H145ZM155 44H156V43H155ZM155 44H154V45H155ZM158 44H159V43H158ZM178 44H179V43H178ZM178 44H177V45H178ZM212 44H213V43H212ZM237 44H238V43H237ZM251 44H248V45H251ZM262 44H261V45H262ZM10 45H11V44H10ZM44 45H45V44H44ZM53 45H54V44H53ZM106 45H107V44H106ZM116 45H117V44H116ZM120 45H121V44H120ZM143 45H144V44H143ZM161 45H162V44H161ZM169 45H170V44H169ZM172 45H173V43H172ZM175 45H176V44H175ZM177 45H176V46H177ZM181 45H183V44H181ZM192 45H193V44H192ZM192 45H191V46H192ZM202 45H203V44H202ZM217 45H219V44H217ZM241 45H243V44H241ZM0 46H1V45H0ZM12 46H13V45H12ZM54 46H56V45H54ZM58 46H59V45H58ZM72 46H75L74 43H73ZM114 46H115V45H114ZM117 46H118V45H117ZM147 46H148V45H147ZM179 46H180V45H179ZM179 46H178V47H179ZM206 46H207V45H206ZM206 46H205V47H206ZM214 46H215V45H214ZM220 46H222V45L220 44ZM227 46H228V44H227ZM254 46H255V44H254ZM258 46H259V45H258ZM263 46H264V45H263ZM263 46H260L261 49H262ZM52 47H53V46H52ZM63 47H64V46H63ZM124 47H125V46H124ZM128 47H129V46H127V48H128ZM138 47H139V46H138ZM178 47H177V49H178ZM199 47H200V46H199ZM205 47H204V49H205ZM218 47H219V46H218ZM222 47H223V46H222ZM242 47H243V46H242ZM249 47H252V45L249 46ZM3 48H5V47L3 46ZM72 48H74V47H72ZM114 48H115V47H112V49H114ZM117 48H118V47H117ZM145 48H146V47H145ZM167 48H168V47H167ZM180 48H181V46H180ZM180 48H179L178 50H180ZM195 48H196V47H195ZM211 48H212V45H211ZM213 48H214V47H213ZM216 48H217V47H216ZM224 48H225V47H224ZM233 48H234V46H233ZM258 48H259V47H258ZM263 48H264V47H263ZM69 49H70V48H69ZM100 49H101V48H100ZM103 49H104V48H103ZM115 49H116V48H115ZM128 49H129V48H128ZM138 49H139V48H138ZM142 49H143V47H142ZM173 49H174V47H173ZM185 49H186V48H185ZM189 49H190V48H189ZM214 49H215V48H214ZM219 49H220V48H219ZM237 49H238V48H237ZM261 49H258V51L260 52ZM8 50H9V49H8ZM8 50H7V52H8ZM14 50H15V49H14ZM51 50H52V49H51ZM63 50H64V49H63ZM66 50H67V49H66ZM70 50H71V49H70ZM136 50H137V49H136ZM140 50H141V49H140ZM151 50H152V49H151ZM155 50H156V49H155ZM155 50H154V51H155ZM160 50H161V49H160ZM166 50H167V49H166ZM175 50H176V48H175ZM197 50H199V49H197ZM211 50H212V49H211ZM211 50H210V51H211ZM234 50H235V49H234ZM250 50L252 51V49H250ZM250 50H248V51L251 52ZM253 50H254V48H253ZM256 50H257V49H256ZM2 51H3V50H2ZM67 51H68V50H67ZM105 51H106V50H105ZM111 51H113V50H111ZM114 51H115V50H114ZM114 51H113V52H114ZM180 51H181V50H180ZM187 51H188V50H187ZM187 51H186V52H187ZM206 51H208L207 48H206ZM226 51H227V49H226ZM228 51H229V50H228ZM230 51H231V50H230ZM248 51H246V52L248 53ZM15 52H16V51H15ZM15 52H13V54H14ZM49 52H50V51H49ZM52 52H53V51H52ZM98 52H99V50H98ZM102 52H103V51H102ZM102 52H100V53H102ZM113 52H112V54H114L115 57H114L113 55H112L113 57H112V56H109L110 53H109V55L107 54L108 57H105L106 55H104V57H105V59H106L107 61L112 60V58H115V59H116V57H117L116 55H117V54H115V53H113ZM116 52H117V50H116ZM118 52H119V51H118ZM122 52H123V51H122ZM160 52H161V51H160ZM177 52H178V51H177ZM177 52H176V55H177ZM202 52H203V51H202ZM252 52H253V51H252ZM252 52H251V53H252ZM255 52H256V51H255ZM255 52H254V54H255ZM259 52H256V53H257V54H261V53H259ZM261 52L263 53V51H261ZM2 53H3V52H1V54H2ZM5 53H6V52H4V54H5ZM10 53H11V52H10ZM19 53H20V52H19ZM47 53H48V52H47ZM103 53H104V52H103ZM103 53H102V55H103ZM120 53H121V52H120ZM126 53H128V52H126ZM129 53H130V52H129ZM164 53H165V52H164ZM178 53H179V52H178ZM191 53H192V52H191ZM200 53H201V51L199 52V54H200ZM241 53H242V51H241ZM243 53H244V52H243ZM243 53H242V54H243ZM251 53H250V54H251ZM1 54H0V55H1ZM4 54H3V55H4ZM7 54L10 55L9 53H7ZM13 54H12V55H13ZM15 54H16V53H15ZM15 54H14V56H15ZM27 54H28V53H27ZM54 54H53V55H54ZM104 54H105V53H104ZM137 54H138V53H137ZM186 54H187V53H185V55H186ZM194 54H196V53L194 52ZM199 54H198V55H199ZM204 54H206V53H204ZM212 54H213V53H212ZM237 54H238V53H237ZM245 54H246V53H245ZM245 54H244V55H245ZM252 54H253V53H252ZM252 54L250 55V56H251V59L249 58L250 60H252V56H255V55H252ZM51 55H52V54H51ZM65 55H67L66 52H65ZM68 55H67V56H68ZM95 55H96V54H95ZM120 55H121V54H120ZM138 55H139V54H138ZM148 55H149V54H148ZM165 55H166V53H165ZM167 55H168V54H167ZM180 55H181V54H180ZM188 55H189V54H187V58H188ZM192 55H193V54H192ZM223 55H224V54H223ZM232 55H233V54H232ZM240 55H241V54H240ZM240 55H239V56H240ZM6 56H7V55H6ZM23 56H24V55H23ZM28 56H29V55H28ZM41 56H42V55H41ZM97 56H98V55H96V57H97ZM100 56H101V55H100ZM150 56H151V55H150ZM159 56H161V55H159ZM193 56H194V55H193ZM203 56H204V55H203ZM245 56H246V55H245ZM247 56H248V54H247ZM247 56H246V57H247ZM250 56H249V57H250ZM1 57H2V55H1ZM24 57H25V56H24ZM44 57H45V56H44ZM46 57H47V56H46ZM93 57H94V56H93ZM98 57H99V56H98ZM111 57H112V58H111ZM128 57H129V56H128ZM139 57H140V56H139ZM151 57H152V56H151ZM161 57H162V56H161ZM172 57H173V56H172ZM174 57H175V56H174ZM179 57H180V56H178V58H179ZM181 57H183V54H182ZM200 57H201V56H200ZM200 57H199V58H200ZM205 57H206V56H205ZM210 57H212V56H210ZM213 57H214V56H213ZM215 57H216V56H215ZM221 57H222V55H221ZM256 57H260V60H261L262 62H264V56L261 57V55H260V56L257 55ZM3 58H4V57H3ZM8 58H9V57H8ZM11 58H12V56L10 57L9 60H11ZM50 58H51V57H50ZM50 58H49V59H50ZM101 58H102V56H101ZM101 58L99 57L100 60H101ZM125 58H126V57H125ZM130 58H131V57H130ZM143 58H144V57H143ZM152 58H153V57H152ZM159 58H160V57H159ZM187 58H185V60H186ZM201 58H202V57H201ZM206 58H208V55H207ZM206 58H205V59H206ZM226 58H227V57H226ZM230 58H231V57H230ZM241 58H242V57H241ZM1 59H2V58H0V60H1ZM5 59H6V58H5ZM5 59H4V60H5ZM26 59H27V58H26ZM46 59H47V58H46ZM46 59H45V61H46ZM53 59H51V60H49V61H52ZM91 59H92V60H91ZM97 59H98V58H97ZM115 59H113L114 62H116ZM119 59H120V57H119ZM144 59H145V58H144ZM147 59H148V58H147ZM149 59H150V58H149ZM154 59H155V58H154ZM163 59H164V58H163ZM172 59H173V58H172ZM176 59H177V58H176ZM205 59H204V62H203V61H200L201 59H198V58H196V59L194 60V63H197V64H196V67H198L200 70H203V69L205 68V67H204V64H207V62H208V61H207L208 59H206V60H205ZM209 59H210V58H209ZM222 59H223V58H222ZM234 59H235V58H234ZM238 59H239V58H238ZM7 60H8V59H6V61H7ZM12 60H13V59H12ZM20 60H21V58H20ZM24 60H25V59H24ZM24 60H23V61H24ZM32 60H33V58L30 59V61H32ZM39 60H40V59H39ZM39 60H38V61H39ZM42 60H44V59H42ZM54 60H53L52 62H55ZM57 60H56V61H57ZM95 60H96V59H95ZM106 60H105V61H106ZM129 60H130V59H129ZM157 60H158V59H157ZM170 60H171V59H170ZM173 60H175V59H173ZM178 60H179V59H178ZM185 60H183V61H185ZM216 60H217V59H216ZM230 60H232V59H230ZM230 60H229V61H230ZM245 60H248V58L245 59ZM250 60H248V61L251 62ZM258 60H259V58H258ZM17 61H18V60H17ZM17 61H13L12 64H11L12 61H10V64H9V67L11 66L12 69L14 70V71H12V70H11V71H12V72H15V73H19V72H20V71L17 70V69H18V62H19V61H18V62H17ZM21 61H22V60H21ZM21 61L19 62V65H20ZM28 61H29V60H28ZM28 61H27V64H28ZM34 61H35V60H34ZM36 61H37V60H36ZM38 61H37V62H38ZM96 61H97V60H96ZM103 61H104V58H102L100 64H102ZM188 61H189V60H188ZM205 61H207V62H205ZM209 61H210V60H209ZM211 61H212V60H211ZM238 61H239V60H238ZM241 61H243V60H241ZM7 62H9V61H7ZM7 62H6V63H7ZM37 62H36V63H37ZM40 62H41V61H40ZM40 62H38V63H40ZM111 62H112V61H111ZM125 62H127V61H125ZM132 62L134 63V61H132ZM172 62H173V61H172ZM176 62H177V61H176ZM179 62H180V61H179ZM189 62H190V61H189ZM213 62H215V61L213 60L212 63H213ZM226 62H227V61H226ZM233 62H234V61H233ZM243 62H244V61H243ZM245 62H246V61H245ZM253 62H254V61H253ZM256 62H258V61L256 60ZM3 63H4V62H3ZM6 63H4V64H6ZM30 63H31V62H30ZM32 63H33V62H32ZM36 63L34 62L33 64H36ZM55 63H56V62H55ZM104 63H106V62H104ZM129 63H130V62H129ZM156 63H157V62H156ZM162 63L164 64L163 61H162ZM165 63H168V62H165ZM173 63H174V62H173ZM187 63H188V62H187ZM191 63H193V62H191ZM210 63H211V62H210ZM215 63H216V62H215ZM229 63H230V62H229ZM241 63H242V62H241ZM254 63H255V62H254ZM259 63H260V62H259ZM0 64H2V62H0ZM23 64H24V63H23ZM45 64H46V63H45ZM107 64H108V62H107ZM107 64H106V65H107ZM118 64H120V63H118ZM134 64H135V63H134ZM141 64H142V63H141ZM213 64H214V63H213ZM216 64H217V63H216ZM235 64H236V63H235ZM237 64H238V63H237ZM251 64H252V63H251ZM260 64H262V63H260ZM260 64H259V65H260ZM7 65H8V64H7ZM25 65H26V64H25ZM39 65L41 66V64H39ZM42 65H43V63H42ZM53 65H54V63H53ZM104 65H105V64H104ZM104 65H103V66H104ZM110 65H111V64H110ZM124 65H125V64H124ZM130 65H131V63H130ZM135 65H136V64H135ZM144 65H145V64H144ZM144 65H143V66H144ZM153 65H154V62H153ZM161 65H162V64H161ZM165 65H166V64H165ZM167 65H168V64H167ZM167 65H166V67H167ZM173 65H174V64H173ZM173 65H172V66H173ZM191 65H192V64H191ZM208 65H210V64H208ZM219 65H220V64H219ZM219 65H218V66H219ZM230 65H231V64H230ZM230 65H229V66H230ZM240 65H241V64H240ZM240 65H238V66H240ZM245 65H248V63H246V64L244 63V66H245ZM252 65L254 66L255 64H252ZM257 65H258V64H257ZM259 65H258V66H259ZM263 65H264V64H263ZM0 66H1V65H0ZM2 66H3V65H2ZM29 66H30V65H29ZM31 66H32V65H31ZM35 66L38 67V65H34V67H35ZM40 66H39V67H40ZM101 66H102V65H101ZM107 66H108V65H107ZM107 66H106V67H107ZM118 66H119V65H118ZM149 66H151V65H149ZM158 66H159V65H158ZM168 66H169V65H168ZM170 66H171V65H170ZM172 66H171V69H173ZM177 66H178V65H177ZM177 66H176L175 68H177ZM186 66H188V65L186 64L185 67H186ZM194 66H195V65H194ZM194 66H193V67H194ZM205 66L208 68L207 65H205ZM244 66L241 65V69H242V67H244ZM248 66H251V65H248ZM258 66L255 65V67H257V68H258ZM39 67H38V68H39ZM99 67H100V66H99ZM106 67H103V68H106ZM135 67H136V66H135ZM137 67H138V66H137ZM146 67H147V66H146ZM180 67H182V66H180ZM224 67H225V64H224ZM236 67H237V66H236ZM246 67H247V66H246ZM246 67H244V69H245ZM255 67H254V68H255ZM23 68H24V67H23ZM35 68H36V67H35ZM35 68H34V70H35V72H37ZM132 68H133V67H132ZM143 68H144V67H143ZM167 68H168V67H167ZM182 68H183V67H182ZM198 68H197V70H198ZM211 68H212V67H211ZM211 68H210V69H211ZM219 68H220V67H219ZM225 68H227V66H226ZM225 68H223V65H222V69H225ZM234 68H235V67H234ZM238 68H239V67H238ZM249 68H250V67H249ZM251 68L253 69V67H251ZM1 69H2V68H1ZM20 69H21V68H20ZM32 69H33V68H32ZM101 69H102V68H101ZM101 69H100V71H101ZM114 69H115V68H114ZM135 69H136V68H135ZM137 69H139V67H138ZM141 69H142V68H141ZM154 69H155V68H154ZM160 69H161V68H160ZM160 69H159V70H160ZM171 69H170V70L168 69V72L173 73L174 70L171 71ZM186 69H188V68H186ZM195 69H196V68H195ZM215 69H216V67H215V68H212V70H214V71L216 72ZM239 69H240V68H239ZM252 69H251V70H252ZM7 70H8V69H7ZM27 70H28V72H29V69H27ZM30 70H31V69H30ZM39 70H40V68H39ZM104 70H105V69H104ZM125 70H126V69H125ZM139 70H140V69H139ZM142 70H143L144 73H146V72L144 71V69H142ZM145 70H146V68H145ZM157 70H158V69H157ZM180 70H181V68H180ZM193 70H194V69H193ZM197 70H196V71H197ZM200 70H199V71H200ZM204 70H205V71H208V70H206V69H204ZM226 70H228V69H226ZM230 70H231V69H230ZM230 70H228V71L230 72ZM234 70H235V69H234ZM255 70H256V68L254 69V73H255ZM11 71H10V72H11ZM42 71H43V70H42ZM44 71H45V70H44ZM49 71H50V70H48L47 72H49ZM117 71H118V70H117ZM136 71H137V70H136ZM146 71H147V70H146ZM161 71H162V70H161ZM166 71H167V70H166ZM176 71H177V70H176ZM232 71H233V70H232ZM232 71H231V73H232ZM241 71H243V70H241ZM245 71L248 72L247 69H246ZM91 72H93V71H91ZM91 72H90V73H91ZM97 72H98V71H97ZM126 72H127V71H126ZM143 72H142V74H143ZM163 72H165V71H163ZM163 72H161V73L164 74ZM186 72H188V70H187ZM200 72H201V71H200ZM209 72H210V71H209ZM215 72H214V74H213L212 72H211V73H212V75H214L215 78H218V76H217V77L215 76V74H216ZM234 72H235V71H234ZM247 72H246L245 74H246V75H249L248 73H250V72H248V73H247ZM259 72H260V74H261V71H259ZM263 72H264V69H263ZM1 73H4V72L2 71ZM6 73H7V72H6ZM20 73H21V72H20ZM29 73H31V72H29ZM33 73H34V71H33ZM38 73H39V72H38ZM45 73H46V72H45ZM50 73H49V74H50ZM93 73H95V72H93ZM139 73H140V72H139ZM148 73H149V72H148ZM155 73H156V72H155ZM155 73H154V74H155ZM166 73H167V72H166ZM182 73H183V72H182ZM188 73H189V72H188ZM193 73H194V72H193ZM206 73H207V72H206ZM221 73H223V70L221 71ZM227 73H228V72H227ZM231 73H230V74H231ZM242 73H243V72H241L240 75H242ZM252 73H253V71H252ZM10 74H12V73H10ZM13 74H14V73H13ZM13 74H12V75H13ZM27 74H28V73H27ZM134 74H135V73H134ZM136 74H137V73H136ZM142 74H141V75H142ZM151 74H153V73H151ZM179 74H180V72H179ZM190 74H191V72H190ZM190 74H188V75H190ZM195 74H196V73H195ZM195 74H194V76H195ZM217 74H218V73H217ZM224 74L226 75V72H225V71H224ZM232 74H233V73H232ZM236 74H237V73H236ZM236 74H234V75H236ZM260 74H259V75H260ZM7 75H8V74H7ZM17 75H18V74H17ZM28 75H29V74H28ZM37 75H38V74H37ZM37 75H36V76H37ZM41 75H42V74H41ZM41 75H40V77H42ZM51 75H52V74H51ZM55 75H54V76H55ZM100 75H101V74H100ZM119 75H120V74H119ZM131 75H132V74H131ZM141 75H140V76H141ZM146 75H149V74H146ZM155 75H156V74H155ZM183 75H184V74H183ZM192 75H193V74H192ZM204 75H205V74H204ZM208 75H210V73H208ZM212 75H210V76H212ZM238 75H239V73L237 74V76H238ZM240 75H239V76H240ZM243 75H244V74H243ZM243 75H242V76H243ZM246 75H244V76H246ZM250 75H252V74L250 73ZM259 75H257V78H258ZM263 75H264V74H263ZM263 75H260V78H262ZM2 76H3V75H2ZM14 76H16V75L14 74L13 76H10L11 78H10L9 80L6 81V82H8V83H6V82L3 81V80H0V85L3 86V84H5L6 86L8 85V86H10V87L12 88L13 85L18 84V83H19V86H18V87H20V84H21L20 82H26V83H27V82H30V81L28 80L30 77H29L28 79H25V80H26V81H25V80H24V77H22L23 80L20 78V77H21L20 74H19V78H16L17 76H16V77H14ZM22 76H23V75H22ZM25 76L28 77L26 74H25ZM29 76H30V75H29ZM32 76H34V74H33ZM38 76H39V75H38ZM38 76H37V77H38ZM43 76H44V75H43ZM93 76H94V74H93ZM95 76H97V75H95ZM95 76H94V77H95ZM144 76H145V75H144ZM196 76H197V74H196ZM206 76H207V75H206ZM219 76H220V75H219ZM221 76H222V75H221ZM223 76H224V75H223ZM226 76H227V75H226ZM244 76H243V77H244ZM255 76H256V75H255ZM255 76L252 77L254 82H255V80H256V78H254ZM8 77H9V76H8ZM45 77L47 78V77H49V76L47 75V76H45ZM94 77H93V79H95ZM97 77H99V75H98ZM145 77H146V76H145ZM166 77H169V76H166ZM182 77H183L184 80H185V76H182ZM247 77H248V76H246V78H247ZM99 78H100V77H99ZM113 78H114V77H113ZM142 78H144V77H142ZM155 78H156V77H155ZM161 78H162V77H161ZM190 78H191V77H190ZM199 78H200V77H199ZM199 78H196V79H199ZM212 78H213V77H212ZM219 78L221 79V77H219ZM239 78H240V77H239ZM246 78L244 77V80H246ZM49 79H50V78H49ZM100 79H102V78H100ZM109 79H110V78H108V81H109ZM125 79H126V78H125ZM140 79H141V78H139V80H137L136 82H139V81L142 82V80H140ZM186 79H187V78H186ZM192 79H193V78H192ZM194 79H195V78H194ZM194 79H193V80H194ZM196 79H195V81H192V84H193V82L196 83V82L199 81V80H196ZM201 79H202V78H201ZM209 79H211V77H210V78H207V81H208ZM222 79H223V78H222ZM222 79H221V80H222ZM235 79H236L235 76L232 75V76L230 77V80H231V81L229 80V82H234ZM237 79H238V78H237ZM250 79H251V78H250ZM250 79H249V80H250ZM50 80H51V79H50ZM50 80H49V82H50ZM97 80H98V79H97ZM111 80H112V79H111ZM120 80H121V79H120ZM122 80H124V79H122ZM127 80H128V79H127ZM162 80H164V79H162ZM187 80H188V79H187ZM187 80H185V82H186ZM203 80H205V79H203ZM211 80H212L213 83H214L215 80H213V79H211ZM216 80H219V79H216ZM221 80L218 81L219 84H218L216 81H215V82H216L218 85H221V83H220ZM225 80H226V78H225ZM225 80H224V84H225L226 82H228V80H227L226 82H225ZM240 80H243V78H241ZM244 80H243V81H244ZM258 80H260V82L257 83V85L255 84L256 86H255V85H254V86H250V84H249V86H250V87H249L248 84H246V85H247L250 89H251V87H252V89H254V90H261V89H264V78H263V79H258ZM37 81H38V80H37ZM39 81H40V79H39ZM44 81H47V80H44ZM51 81H52V80H51ZM104 81L106 82V80H104ZM166 81H167V79H166ZM171 81H172V80H171ZM188 81H189V80H188ZM188 81H187V83H188ZM212 81H210V82H212ZM236 81H237V80H236ZM253 81L250 80L248 83L251 82V85H252V84H254V83H252ZM32 82H33V81H32ZM35 82H36V81H35ZM62 82H61V83H62ZM110 82H111V81H110ZM112 82H113V81H112ZM114 82H115V81H114ZM117 82H118V81H117ZM128 82H129V81H128ZM136 82H134V84H135ZM168 82H169V81H168ZM176 82H177V81H176ZM179 82H180V80H179ZM201 82H202V81H201ZM241 82H242V81H240V85H241ZM33 83H34V82H33ZM38 83H40V82H38ZM41 83H42V82H41ZM51 83H52V82H51ZM58 83H59V82H58ZM142 83H143V82H142ZM195 83H194V84H195ZM206 83H208V82H206ZM213 83H211V84H213ZM216 83H215V84H216ZM243 83H244V82H243ZM243 83H242V85H243ZM24 84H25V83H24ZM31 84H32V83H31ZM31 84H30V85H31ZM36 84H37V83H36ZM43 84H44V83H43ZM52 84H53V83H52ZM117 84H118V83H117ZM144 84H142V85H144ZM180 84H181V82H180ZM180 84H179V85H180ZM184 84H185V83H184ZM190 84H191V83H190ZM196 84H197V83H196ZM238 84H239V83H238ZM5 85H4V86H5ZM22 85H23V84H22ZM33 85H34V84H33ZM44 85H46V84H44ZM44 85H41V87L44 86ZM55 85H54V86H55ZM140 85H141V84H140ZM140 85H139V86H140ZM142 85H141V86H142ZM186 85H187V84H186ZM188 85H189V83H188ZM199 85H200V84H199ZM203 85H204V83H203ZM218 85H217V87H215L216 85L214 86V87H215L214 90L218 88ZM225 85H226V84H225ZM225 85H222V86L224 87ZM227 85H229V84L227 83ZM227 85H226V88L228 87ZM232 85H233V83H232ZM232 85H231V86H232ZM236 85H237V82H236ZM246 85H243V86H246ZM2 86H1V87H2ZM4 86H3V87H4ZM37 86H39V85H37ZM69 86H71V88H69ZM141 86H140V87H141ZM176 86H178V83H177ZM200 86H202V85H200ZM210 86H211V85H210ZM222 86H221V87H222ZM238 86H239V85H238ZM247 86H246V87H247ZM14 87H15V86H14ZM16 87H17V85H16ZM18 87H17V88H18ZM25 87H27V86H25ZM44 87H45V86H44ZM56 87H57V86H56ZM58 87H61V86H58ZM104 87H105V89H104ZM142 87H143V86H142ZM172 87H173V86H172ZM172 87H171V88H172ZM179 87H180V86H179ZM190 87H191V86H190ZM193 87H196V86L194 85ZM198 87H199V86H198ZM204 87H206V86H204ZM219 87H220V86H219ZM229 87H230V86H229ZM229 87H228V88H229ZM239 87H240V86H239ZM239 87H238V88H239ZM11 88L8 87V89H7V87H6L5 90H9V89H11ZM17 88H15V89H17ZM20 88H21V87H20ZM27 88H28V87H27ZM27 88H26V89H27ZM34 88L36 89V87H34ZM65 88H66V87H65ZM65 88H64V89H65ZM173 88H174V87H173ZM199 88H200V87H199ZM210 88L212 89V87H210ZM228 88H227V89H228ZM241 88H242V87H241ZM244 88H245V87H243L242 89H244ZM21 89H23V87H22ZM46 89H47V86H46ZM189 89H190V88H189ZM205 89H208V88L206 87ZM245 89H247V88H245ZM0 90H1V91H0V93H1V92H3L2 90H4V89L1 88ZM5 90H4V93L7 92V91H5ZM12 90H13V89H12ZM36 90H37V89H36ZM39 90H40V89H39ZM54 90H55V89H54ZM66 90H67V89H66ZM172 90H173V89H172ZM202 90H203V89H202ZM202 90H201V91H202ZM217 90L220 91L219 88H218ZM41 91H43V90H41ZM56 91H57V90H56ZM74 91H75V90H74ZM194 91H195V90H194ZM196 91H198V88H196ZM203 91H204V90H203ZM215 91H216V90H215ZM218 91H216V92H218ZM223 91H222V92H223ZM227 91H229V90H227ZM239 91H240V90H239ZM239 91H238V92H239ZM242 91H244V90H242ZM246 91H247V90H246ZM251 91H252V90H251ZM11 92H12V91H11ZM13 92H14V91H13ZM17 92H18V91H17ZM20 92H21V91H20ZM24 92H25V91H24ZM26 92H27V91H26ZM26 92H25V93H26ZM36 92H38V90H37ZM46 92H47V91H46ZM54 92H55V91H54ZM75 92H76V91H75ZM83 92H86V91L83 90ZM183 92H184V91H183ZM189 92H190V91H189ZM204 92H205V94H206V93L208 94V92H210V90H209L208 92H206V91H204ZM222 92H221V93H222ZM235 92H236V91H235ZM4 93H3V94H4ZM18 93H19V92H18ZM27 93H28V95H29V92H27ZM33 93H34V92H33ZM41 93H42V92H41ZM48 93H49V92H48ZM50 93H51V91H50ZM56 93H57V92H56ZM58 93H60V92H58ZM63 93H65V92H63ZM178 93H180V92H178ZM181 93H182V92H181ZM187 93H188V91H187ZM191 93H192V91H191ZM193 93L195 94V92H193ZM198 93H199V92H198ZM211 93H212V92H211ZM219 93H220V92H219ZM260 93H261V92H260ZM30 94H31V93H30ZM38 94H39V93H38ZM65 94H66V93H65ZM65 94H64V95H65ZM88 94H89V93H88ZM175 94H177V92H175ZM203 94H204V93H203ZM207 94L204 96V98L207 96ZM214 94H215V93H214ZM214 94H213V95H214ZM235 94H236V95H235ZM247 94H248V93H247ZM247 94H246V95H247ZM9 95H10V94H9ZM9 95H7V96H9ZM17 95H18V94H17ZM33 95H34V94H33ZM45 95H46V94H45ZM47 95H48V94H47ZM51 95H52V93H51ZM56 95H57V94H56ZM58 95H59V94H58ZM60 95H61V94H60ZM60 95H59V96H60ZM67 95H68V94H67ZM77 95H78V93H77ZM83 95H84V94H83ZM85 95H87V94H85ZM90 95H91V93H90ZM196 95H198V94H196ZM196 95H195V96H196ZM199 95H201V93H200ZM199 95H198V97H199ZM209 95H210V94H209ZM213 95H212V96H213ZM217 95H218V94H217ZM219 95H222V94H219ZM219 95H218V96H219ZM223 95H224V94H223ZM248 95H252V93H251V94H248ZM248 95H247V96H248ZM21 96H22V95H21ZM21 96H20V97H21ZM25 96H26V95H25ZM29 96H31V95H29ZM29 96H28V97H29ZM43 96H44V95H43ZM68 96H69V95H68ZM80 96H81V95H80ZM91 96H92V95H91ZM188 96H190V95H188ZM193 96H194V95H193ZM260 96H262V95H260ZM18 97H19V95H18ZM33 97H34V96H33ZM72 97H73V96H72ZM75 97H76V96H74V98H75ZM83 97H86V96H83ZM83 97H82V98H83ZM182 97H184V96H182ZM196 97H197V96H196ZM215 97H216V95H214V98H215ZM223 97H224V96H223ZM15 98H16V97H15ZM25 98H26V97H25ZM36 98H37V97H36ZM46 98H47V96H46ZM50 98H51V97H50ZM52 98H53V97H52ZM80 98H81V97H80ZM82 98H81V101L83 100ZM86 98H87V97H86ZM157 98H158V100H157ZM180 98H181V96H180ZM184 98H185V97H184ZM194 98H195V97H194ZM194 98H193V99H194ZM199 98H200V97H199ZM204 98H203V99H204ZM214 98H211V99L213 100ZM221 98H222V97H221ZM262 98H263V100H264V95H263ZM48 99H49V98H48ZM56 99H58V97H57ZM61 99H64V98L62 97ZM61 99H59V100H61ZM77 99H79V98H77ZM94 99H96V97L93 98V100H94ZM174 99H175V98H174ZM176 99H178L177 101H179V98H176ZM195 99H197V98H195ZM201 99H202V98H201ZM207 99H209V98H207ZM216 99H217V101H218L219 98L216 97V98H215V101H216ZM260 99H261V98H260ZM10 100H11V99H10ZM33 100H34V99H33ZM36 100H37V99H36ZM39 100H40V99H39ZM53 100L55 101L54 98H53ZM68 100H69V99H68ZM84 100H85V99H84ZM87 100L89 101V100H91V99L87 98L86 101H87ZM93 100H92V101H93ZM96 100H97V99H96ZM186 100H187V98H186ZM199 100H200V99H199ZM204 100H206V99H204ZM212 100H211V102H212ZM221 100H222V99H221ZM224 100H223L222 102H225ZM261 100H262V99H261ZM263 100H262V101H263ZM27 101H28V100H27ZM56 101H57V100H56ZM65 101H67V100H64L63 102H65ZM92 101H91V102H92ZM181 101H182V100L180 99L179 102H181ZM194 101H195V100H194ZM200 101L202 102V100H200ZM213 101H214V100H213ZM219 101H220V99H219ZM219 101H218V102H219ZM30 102H31V101H30ZM47 102H48V101H47ZM52 102H53V101H52ZM57 102H58V101H57ZM57 102H56V103H57ZM59 102L63 103L62 101H59ZM59 102H58V103H59ZM67 102H68V101H67ZM84 102H85V101H84ZM98 102H99V101H98ZM173 102H176V101H173ZM179 102H178V103H179ZM187 102L189 103V101H187ZM187 102H186V103H187ZM207 102H208V101H207ZM211 102H210V103H211ZM222 102H221V103H222ZM65 103H66V102H65ZM80 103H81V102H80ZM95 103H96V101H95ZM102 103H100V104H102ZM171 103H172V101H171ZM171 103H170V104H171ZM195 103H197V102H195ZM260 103H261V102H260ZM48 104H49V103H48ZM68 104H69V103H68ZM70 104H71V103H70ZM72 104H73V103H72ZM87 104H88V103H87ZM96 104H99V103H96ZM96 104H94V106H96ZM144 104H149V105H152V106H156L155 108L160 107V108L164 109V111L162 110L163 112H161V114H159L158 112H151V113L146 112V111L144 110V106H145ZM170 104H169V105H170ZM189 104H190V103H189ZM214 104H215V103H214ZM217 104H219V103H217ZM217 104H215V105L217 106ZM224 104H225V103H224ZM79 105H80V104H79ZM84 105H86V104H84ZM149 105H148V106H149ZM195 105H196V104H195ZM201 105H202V104H201ZM203 105H204V104H203ZM208 105H209V104H208ZM208 105H207V106H208ZM219 105H220V104H219ZM71 106H72V105H71ZM75 106H76V105H75ZM89 106H90V105H89ZM102 106H103V105H102ZM102 106L100 105V108H101ZM110 106H111V105H110ZM114 106H115V105H114ZM146 106H147V105H146ZM148 106H147V107H148ZM175 106H176V105H175ZM185 106H188V104L185 105ZM190 106H191V105H190ZM196 106H197V105H196ZM199 106H200V104H199ZM216 106H215V107H216ZM220 106H221V105H220ZM222 106H223V105H222ZM263 106H264V105H263ZM176 107H177V106H176ZM209 107H210V106H209ZM213 107H214V106H212V108H213ZM217 107H218V106H217ZM223 107H224V106H223ZM257 107H258V106H257ZM92 108H93V106H92ZM108 108H109V107H108ZM117 108H118V107H117ZM119 108H121V107H119ZM119 108H118V109H119ZM148 108H150V106H149ZM153 108H154V107H153ZM189 108H190V107H189ZM95 109L97 110V108H95ZM128 109H127V110H128ZM150 109H152V108H150ZM184 109H183V110H184ZM187 109H188V108H187ZM209 109H210V108H209ZM213 109H214V108H213ZM221 109H223V108H221ZM100 110H101V109H100ZM103 110H104V109H103ZM119 110L121 111V109H119ZM127 110H125V111H127ZM152 110H153V109H152ZM195 110H196V112H197V109H195ZM195 110H191V111H195ZM200 110H201V109H200ZM210 110H211V109H210ZM106 111H107V110H106ZM122 111H123V110H122ZM155 111H156V110H155ZM223 111H224V110H223ZM253 111H255V110H253ZM261 111H262V110H260V111L258 110V113H256V111H255V113H254V118H255V117L259 114V112H261ZM131 112H130V113H131ZM189 112H190V110H189ZM119 113H120V112H119ZM194 113H195V112H193L192 114H194ZM116 114H117V113H116ZM133 114L131 113V115H133ZM198 114H197V115H198ZM255 114H257V115H255ZM141 115H140L139 117H138L137 115H134V116H137L138 119H139V118L141 119ZM195 115H196V114H194V116H195ZM224 115L228 116V118H227V117L225 118ZM251 115H252V114H251ZM261 115H262V114H261ZM261 115H259V116H261ZM118 116H119V115H118ZM123 116H124V115H123ZM165 116H167V118H166ZM259 116H258V117H259ZM263 116H264V115H263ZM125 117H126V116H125ZM195 117H196V116H195ZM251 117H252V119H253V115H252ZM122 118H123V117H122ZM130 118H131V117H130ZM130 118H129V119H130ZM135 118H136V117H134V119H135ZM261 118H262V117H261ZM261 118H259L260 121H261ZM123 119H124V118H123ZM126 119H127V118H126ZM146 119H147V118H146ZM191 119H192V118H191ZM252 119H251V120H252ZM259 119H256V120H259ZM131 120H133V119H131ZM141 120H142V119H141ZM141 120H140V121H141ZM152 120H153V119H152ZM156 120H157V119H156ZM197 120H198V119H197ZM254 120H255V119H254ZM135 121H137V120L135 119ZM140 121H139V122H140ZM166 121H165V122H166ZM139 122H138V123H139ZM147 122H148V121H147ZM157 122H158V121H157ZM159 122H160V121H159ZM167 122H166V123H167ZM196 122H197V123H200V124H197ZM223 122H224V123H227V124H232V125H234L233 127H236V129H238V130L240 131V132L238 131L240 134H237V135H236V131H237V130H234L235 132L233 131V132L235 133L234 135H228L229 133H228V134H223V133L219 132V131L217 130V128H218L217 126H219V124H224ZM249 122H250V121H249ZM120 123H121V122H120ZM135 123H136V122H135ZM254 123H255V122H254ZM254 123H253V124H254ZM257 123H260V122H257ZM146 124H147V123H146ZM158 124H159V123H158ZM161 124H162V123H161ZM178 124H177V125H178ZM242 124H243V123H242ZM250 124H251V123H250ZM262 124L264 125V123H261V125H262ZM142 125H143V123H142ZM244 125H245V124H244ZM246 125H247V121H246ZM246 125H245V126H246ZM254 125H255V124H254ZM257 125H258V124H256L255 126H257ZM227 126H228V125H227ZM227 126L225 125L224 128H226ZM241 126H242V125H241ZM249 126H250V125H249ZM249 126H248V127H249ZM259 126H260V125H259ZM259 126H257V127L260 129L261 126H260V127H259ZM152 127H153V126H151V128H152ZM162 127H163V125H162ZM173 127H175V126H173ZM246 127H247V126H246ZM248 127H247V128H244V129H248ZM257 127H256V131H255V133H256V134H259V135H262V134H260V133H261L262 131H264V130H261V129L259 130ZM154 128H155V127H154ZM221 128H222V127H221ZM251 128H252V127H251ZM251 128H250V129H251ZM253 128H254V127H253ZM253 128L251 129V131L253 130ZM159 129H160V127H159ZM171 129H172V128H171ZM175 129H176V128H175ZM229 129H230V131H231V128H230V127H229ZM152 130H153V129H152ZM155 130H156V129H155ZM169 130H170V129H169ZM227 130H228V129H227ZM156 131H157V130H156ZM159 131H160V130H159ZM164 131H165V128H164ZM230 131H229V132H230ZM249 131H250V130H249ZM251 131H250V132H251ZM165 132H166V131H165ZM178 132H179V131H178ZM194 132H193V134H194ZM160 133H161V131H160ZM179 133H180V132H179ZM182 133H181V134H182ZM231 133H232V132H231ZM244 133H245V132H244ZM262 133H263V132H262ZM187 134H188V133H187ZM207 134H206V135H207ZM162 135H165V134L163 133V134H161V136H162ZM182 135H183V134H182ZM182 135H181V136H182ZM197 135L199 136V139H200V138L202 139V137H201L199 134H197ZM238 135H239L240 139L237 138ZM246 135H247V134H246ZM248 135H249V134H248ZM248 135H247V137H250V136H248ZM251 135H253V134H251ZM184 136H185V135H184ZM184 136H183V137H184ZM189 136H190V135H189ZM193 136H195V135H193ZM198 136H197V137H198ZM253 136H254V135H253ZM186 137L188 138L187 135H186ZM190 137H191V136H190ZM207 137H208V136H207ZM247 137H246V138H247ZM256 137H258V136H256ZM256 137H255V138H256ZM259 137H260V136H259ZM192 138H193V137H192ZM211 138H210V139H211ZM252 138H254V137H252ZM154 139H157V138H154ZM170 139H171V138H170ZM188 139H189V138H188ZM190 139H191V138H190ZM190 139H189V140H190ZM195 139H196V138L194 137V140H195ZM203 139H204V138H203ZM249 139H250V138H249ZM189 140H186V141L184 140V144H186L185 142H187V141H189ZM191 140H193V139H191ZM196 140H197V139H196ZM246 140H247V139H246ZM260 140L262 141V140H264V139H262V138L260 137ZM167 141H168V140H167ZM180 141L182 142L181 139H180ZM206 141H207V140H206ZM165 142H166V139H165ZM172 142H173V141H172ZM190 142H192V141H190ZM209 142H210V141H209ZM198 143H199V142H198ZM260 143H262V142H260ZM191 144H192V143H191ZM217 144H218V143H216V145H217ZM167 145H168V144H167ZM208 145H209V144H208ZM186 146H187V145H186ZM189 146H190V145H189ZM192 146H193V145H192ZM194 146H195V145H194ZM197 146H198V145H197ZM203 146H204V145H203ZM211 146L214 147L213 145H211ZM223 146H224V145H223ZM260 146H262V145H260ZM263 146H264V145H263ZM187 147H188V146H187ZM209 147H210V146H209ZM226 147H227V146H226ZM182 148H183V146H182ZM199 148H200V147H199ZM218 148H219V147H217V149H218ZM171 149H172V148H171ZM173 149H174V148H173ZM189 149H190V148H189ZM192 149H193V148H192ZM192 149H191V150H192ZM204 149H205V148H204ZM208 149H209V148H208ZM220 149H222V148H220ZM220 149H219V150H220ZM202 150H203V149H202ZM211 150H212V149H211ZM215 150H216V148H215ZM215 150H214V151H215ZM225 150H226V149H225ZM261 150H262V149H261ZM170 151H172V150H170ZM195 151H196V150H195ZM197 151H198V150H197ZM222 151H223V150H222ZM227 151H228V150H227ZM227 151H226V152H227ZM262 151H264V150H262ZM193 152H194V151H193ZM199 152H200V150H199ZM218 152H219V151H218ZM218 152H217V153H218ZM257 152H258V154H257ZM195 153H196V152H195ZM201 153H202V151H201ZM221 153H222V152H221ZM224 153H225V152H224ZM224 153H222V154H224ZM250 153H251V154H250ZM225 154H226V153H225ZM227 154H229V152H228ZM227 154H226V156H227ZM256 154H257V155H256ZM208 155H209V154H208ZM212 155H213V154H212ZM215 155H216V154H215ZM234 155H235V154H234ZM177 156H178V155H177ZM223 156H224V155H223ZM244 156H245V158L243 159ZM254 156H255V157H254ZM179 157H180V156H179ZM213 157H214V156H213ZM227 157H228V156H227ZM229 157L231 158V157H233V155H232V156H229ZM180 158H182V157H180ZM202 158H203V157H202ZM208 158H209V157H208ZM238 158H236V160H237ZM171 159H172V158H171ZM213 159H214V158H213ZM215 159H216V158H215ZM220 159H221V158H220ZM232 159H234V157H233ZM257 159H258V158H257ZM260 159H261V158H260ZM169 160H170V159H169ZM180 160H181V159H180ZM182 160H183V159H182ZM205 160H206V158H205ZM236 160H235V161H236ZM246 160H247V159H246ZM249 160H250V161H253L252 159H250V157H249ZM249 160H248V161H249ZM254 160H255V159H254ZM207 161H208V160H207ZM223 161H224V158H223ZM231 161H232V160H231ZM240 161H238V163H241ZM174 162H175V161H174ZM213 162H214V161H213ZM224 162H225V161H224ZM227 162L229 163V159H228ZM232 162H233V161H232ZM244 162H245V161H244ZM256 162H257V161H256ZM263 162H264V161H263ZM170 163H171V162H170ZM189 163H190V162H189ZM195 163H196V162H195ZM203 163H204V162H203ZM205 163H206V162H205ZM228 163H227V165H228ZM245 163H246V162H245ZM245 163H244V164H245ZM171 164H172V163H171ZM193 164H194V163H193ZM198 164H199V163H198ZM208 164H209V163H208ZM216 164H217V161H216ZM236 164H237V163H236ZM249 164H250V163H249ZM251 164H252V163H251ZM263 164H264V163H262V165H263ZM174 165H175V164H174ZM200 165H201V164H200ZM203 165L205 166V164H203ZM209 165H210V164H209ZM213 165H214V163H213ZM213 165H210V166H213ZM222 165H223V164H222ZM229 165H230V164H229ZM231 165H232V164H231ZM239 165H240V164H239ZM239 165H238V166H239ZM241 165H242V163H241ZM182 166H183V165H182ZM225 166H226V163H225ZM234 166H236V165H234ZM234 166H232V168H233ZM244 166H245V165H244ZM246 166H247V165H246ZM254 166H255V165H254ZM174 167H175V166H174ZM207 167H209V166H207ZM215 167H216V166H215ZM215 167H214V168H215ZM223 167H224V166H223ZM240 167H241V166H240ZM262 167H264V166H262ZM203 168H204V167H203ZM214 168H213V169H214ZM216 168H217V167H216ZM218 168H219V167H218ZM224 168H225V167H224ZM224 168H223V170H221V171H224ZM242 168H243V167H242ZM245 168H246V167H245ZM249 168H250V167H249ZM177 169H178V168H177ZM199 169H200V168H199ZM253 169H254V168H253ZM207 170H208V168H207ZM245 170H246V169H245ZM251 170H252V168H251ZM176 171H177V170H176ZM225 171H227V170H225ZM232 171H233V170H232ZM239 171L241 172V170H239ZM248 171H249V169H248ZM248 171H246V172H247V173H250V172H251V171H250V172H248ZM255 171H256V170H255ZM259 171H260V170H259ZM189 172H190V171H189ZM189 172H188V173H189ZM204 172H205V171H204ZM233 172H235V171H233ZM246 172H245V173H246ZM256 172H257V171H256ZM194 173H195V172H194ZM194 173H193V174H194ZM224 173H225V172H224ZM226 173H227V172H226ZM238 173H239V172H238ZM241 173H242V172H241ZM247 173H246V176H247ZM257 173H258V172H257ZM193 174H192V175H193ZM195 174H196V173H195ZM195 174H194V176L198 175V174H196V175H195ZM200 174H201V173H200ZM208 174H209V173H208ZM208 174H207V175H208ZM212 174H213V173H212ZM222 174H223V173H222ZM228 174H229V172H228ZM228 174H227V175H228ZM234 174H236V173H234ZM234 174H233V175H234ZM243 174H244V173H243ZM258 174H259V173H258ZM261 174H262V173H261ZM189 175H190V174H189ZM216 175H217V173H216ZM229 175H231V174H229ZM262 175H263V174H262ZM194 176H193V178H194ZM203 176H204V175H203ZM211 176H212V175H211ZM246 176H243V177L245 178ZM248 176H250V174H249ZM178 177H179V176H178ZM180 177H181V176H180ZM206 177H208V176H206ZM212 177H213V176H212ZM219 177H220V176H219ZM219 177H218V180H219ZM223 177H224V176H223ZM227 177H229V176H227ZM227 177H226V179H227ZM235 177H236V178H235ZM243 177H242V178H243ZM250 177H251V176H250ZM250 177H249V179H250ZM262 177H263V176H262ZM262 177H261L260 181L262 180ZM190 178H191V177H190ZM195 178H198V176L195 177ZM195 178H194V180H195ZM199 178H201V177L199 176ZM214 178H215V177H214ZM229 178H230V177H229ZM234 178H235V179H234V180H235L234 182L239 181V179L237 180V176H234ZM238 178H239V174H238ZM246 178H247V180H249L248 177H246ZM253 178L256 179L255 177H253ZM253 178H252V179H253ZM259 178H260V177H259ZM259 178H258V179H259ZM175 179H177V178H175ZM182 179H183V177H182ZM212 179H213V178H212ZM221 179H222V178H221ZM252 179H251V181H252ZM258 179H257V181H258ZM203 180H204V179H203ZM203 180H200V181H203ZM231 180H232V181H230V183L232 184V183H233V179H231ZM240 180H241V179H240ZM244 180H245V179H244ZM247 180H246V181H247ZM184 181H185V180H184ZM188 181H189V180H188ZM223 181H224V180H223ZM249 181H250V180H249ZM249 181H248V182H249ZM263 181H264V179H263ZM192 182H193V181H192ZM195 182H196V181H195ZM226 182L229 183L228 180H226ZM226 182L224 181V184H225ZM240 182H241V181H239L238 183L240 184ZM200 183H202V185H203V182H200ZM200 183H199V185H201ZM210 183H211V182H210ZM230 183H229V184H230ZM246 183H247V182H246ZM246 183H245V182H244V183L242 182L243 185L246 184ZM179 184H180V183H179ZM195 184H196V183H195ZM218 184H219V183H218ZM218 184H217V185H218ZM234 184H235V183H234ZM254 184H255V183H254ZM254 184H252V185H254ZM206 185H207V184H206ZM208 185H209V183H208ZM236 185H237V184H236ZM249 185H250V183H249ZM223 186H224V185H223ZM241 186H242V185H241ZM245 186H247V185H245ZM194 187H195V186H194ZM209 187H210V186H209ZM212 187H213V184H212ZM214 187H215V186H214ZM217 187H218V186H217ZM221 187H222V185H221ZM225 187H226V186H225ZM238 187H239V186H238ZM247 187H248V186H247ZM255 187H256V186H255ZM219 188H220V187H219ZM236 188H237V187H236ZM169 189H170V188H169ZM205 189H206V188H205ZM207 189H208V192H209L210 189H209V188H207ZM217 189H218V188H217ZM224 189H225V188H223V190H224ZM253 189H254V188H253ZM211 190H212V189H211ZM213 190H214V188H213ZM218 190H219V189H218ZM220 190H221V188H220ZM223 190H222V191H223ZM229 190H230V189H229ZM224 191H225V190H224ZM214 192H217V190L215 189ZM214 192H212V193H214ZM222 193H223V192H222ZM225 193H226V191H225ZM218 194H219V193H218ZM171 195H172V194H171ZM165 196H166V195H165ZM169 196H170V195H169ZM221 196H222V195H221ZM221 196H220V197H221ZM224 196H225V194H224ZM220 197H218V198H220ZM222 197H223V196H222ZM165 198H166V197H165ZM167 198H168V197H167ZM168 199H169V198H168ZM168 201H169V200H168ZM211 201H212V200H211ZM216 201H218V200H216ZM172 202H173V201H172ZM255 204H256V203H255ZM216 205H217V204H216ZM252 205H253V204H252ZM256 208H258V207H256ZM253 209H254V208H253ZM261 210H262V209H261ZM258 211H259V209H258ZM177 212H178V211H177ZM260 212H261V211H260ZM168 213H169V212H168ZM201 215H202V214H201ZM252 215H253V214H252ZM261 216H262V215H261ZM193 217H195V216H193ZM199 218H200V216H199ZM249 218H250V217H249ZM193 219H195V218H193ZM247 219H248V218H247ZM263 219H264V218H263ZM261 221H262V220H261ZM194 223H195V222H194ZM250 223H251V222H250ZM252 223H253V222H252ZM254 223H255V222H254ZM203 228H204V227H203ZM205 228H206V227H205ZM206 229H207V228H206ZM80 230H81V229H80ZM80 230H79V231H80ZM196 230H197V229H196ZM200 230H202V229H200ZM206 231H208V230H206ZM85 232H86V231H85ZM210 232H211V231H210ZM81 233L84 234V232H82V231H81ZM212 233H213V232H212ZM71 234H72V233H71ZM73 234H75V232H74ZM83 234H82V235H83ZM82 235H81V236H82ZM84 235H85V234H84ZM84 235H83V236H84ZM79 236H80V234L78 235V237H79ZM83 236H82V237H83ZM208 236H209V235H208ZM85 237H86V236H85ZM212 237H213V236H212ZM212 237H211V238H212ZM221 237H222V236H221ZM80 238H81V237H80ZM89 238H91V237H89ZM82 239H83V238H82ZM84 239H85V238H84ZM87 239H88V238H87ZM216 239H217V238H216ZM221 239H222V238H221ZM70 241H71V240H70ZM89 241H90V240H89ZM92 241H93V240H92ZM213 241H214V240H213ZM31 243H32V242H31ZM48 245H49V243L47 244V246H48ZM216 245H217V244H216ZM217 246H218V245H217ZM219 246H220V245H219ZM224 247H225V246H224ZM242 249H243V248H242ZM39 250H40V249H39ZM45 250H46V249H45ZM232 251H233V250H232ZM39 252H40V251H39ZM49 252H50V251H49ZM34 253H35V252H34ZM34 253H33V254H34ZM232 253H233V252H232ZM44 254H46V253L44 252ZM54 254H55V253L52 252V255H51V254H49V255L53 256ZM56 254H57V253H56ZM243 254H244V252H243ZM26 255H29V254H26ZM42 255H43V254H42ZM29 256H30V255H29ZM43 256H44V255H43ZM43 256H42V257H43ZM47 256H48V255H47ZM238 256H239V255H238ZM35 257H36V256H35ZM20 258H21V257H20ZM25 258H26V257H25ZM44 258H46V257H44ZM48 258H49V257H48ZM244 258H245V257H244ZM254 258H255V257H254ZM11 259H12V258H11ZM17 259H19V258L17 257ZM22 259H23V258H22ZM250 259H251V258H250ZM14 260H15V259H14ZM14 260H13V261H14ZM41 260H42V259H41ZM41 260H40V261H41ZM15 261H16V260H15ZM19 261H20V260H19ZM30 261H31V260H30ZM43 261H45V259H44ZM46 261H47V260H46ZM46 261H45V262H46ZM253 261L255 262V260H253ZM27 262H28V260H27ZM257 262H260V261H257ZM257 262H256V264H257ZM20 263H22V262H20ZM43 263H44V262H43ZM252 263H253V262H252ZM228 264H229V263H228ZM241 264H242V263H241Z\"/></svg>",
	"mask_w": 264,
	"mask_h": 264
}]
</instances>
